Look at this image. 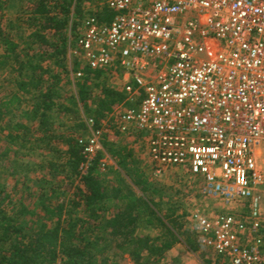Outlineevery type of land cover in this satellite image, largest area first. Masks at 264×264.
Masks as SVG:
<instances>
[{"label": "built area", "instance_id": "built-area-1", "mask_svg": "<svg viewBox=\"0 0 264 264\" xmlns=\"http://www.w3.org/2000/svg\"><path fill=\"white\" fill-rule=\"evenodd\" d=\"M104 6L108 22L93 14ZM83 10L74 50L118 77L117 128L140 134L156 169L180 168L208 196L247 203L239 214L191 213L198 242L229 264H264V0H88ZM85 122L83 171L104 128Z\"/></svg>", "mask_w": 264, "mask_h": 264}, {"label": "trees", "instance_id": "trees-1", "mask_svg": "<svg viewBox=\"0 0 264 264\" xmlns=\"http://www.w3.org/2000/svg\"><path fill=\"white\" fill-rule=\"evenodd\" d=\"M86 1L88 0H28L24 13L21 12L14 23L9 21L10 29L15 27V23L29 27L26 37L30 43L27 49L31 45L33 50L31 55L25 52L26 60H20L18 44L12 39L10 32H5L0 27V46L3 49L0 66L10 64L15 69L12 63H18L21 70L28 64L25 69L29 70L24 78L15 81L16 91L10 98L0 99V124L5 116L15 115L24 99L21 96L25 95V100L30 101L28 119L35 122L37 129L42 132L39 140L46 144L49 139L66 144L64 161L50 160V172L55 175L62 173L72 182L77 180L70 199L62 198L56 187H50L51 201L42 207L44 216L50 214V220L39 223H35V219L25 222L20 212L6 213L1 206L4 189L0 184V264H43L45 261L55 260L57 256L65 264H98L97 255H103L107 251V242L111 239L120 240L118 245L128 249L136 264H140L141 259L149 261L150 257L154 258L153 264L159 262L163 251L180 241L177 235L183 237L185 245L191 251H196L199 247L197 238L183 229L179 216H173V210H168L166 214L161 213L160 202L156 199L160 200L162 193L147 184L143 173L130 160L131 153H127L125 149L110 148L112 157L117 158L118 167L132 177L142 193H149L150 197L137 194L130 186L109 184L100 169V154L83 171L81 166L85 157L83 146L78 141L82 136L54 134L50 112L56 107L68 112L69 108L56 100V84L51 77L57 80L59 74L50 76L47 65L56 63L59 67H66L63 64L67 51L65 31L69 26L75 31L78 23L76 19L83 16ZM93 14L98 21L108 22L113 13L104 6ZM71 15L75 17L73 22L70 20ZM83 71V76L77 77L78 90L81 103L87 111L89 100L85 86L89 79L99 78L102 72L90 70L87 66H84ZM122 99L121 91L102 87L101 96L93 102L95 123L98 125L101 118L112 112L114 105ZM21 129L27 132L22 133ZM0 132H6L3 140L11 144L24 140L29 130L21 122L8 118L5 126L0 125ZM120 169L115 170L117 176L122 175ZM52 199L57 202L50 204ZM140 226L162 228L164 232L160 235L163 236L161 241L156 242L155 238L136 235L134 231ZM99 240L104 244L99 243ZM208 263L210 262L205 260L204 264Z\"/></svg>", "mask_w": 264, "mask_h": 264}, {"label": "rangeland", "instance_id": "rangeland-1", "mask_svg": "<svg viewBox=\"0 0 264 264\" xmlns=\"http://www.w3.org/2000/svg\"><path fill=\"white\" fill-rule=\"evenodd\" d=\"M20 3H22V7H20ZM27 4L28 0H12V4L7 9H3V4L1 5L0 3V27L5 32H10L12 39L17 42V50L21 53L20 60L27 59L25 52L29 55L32 54L33 46L30 45V48L27 49L30 43L26 37L29 27L26 24L17 25L15 23V27L10 29L9 21L18 7L24 13L23 10ZM70 20L73 22L75 17L71 15ZM65 35L67 37V51L63 64L66 67H59L56 63L47 65L50 76H53L54 73L59 74L57 80L51 77V80L56 84L55 90L58 94L56 100L59 104L69 108L68 112L61 111L59 107L54 108L50 112L53 131L57 136H82L86 138L90 135V130L86 126L85 121L94 117L93 102H96L101 96L102 87L119 91L118 77L115 72L108 70L102 72L97 79H89L85 86L89 100V109L86 111L79 98L78 78L74 76V72H84L83 68L86 65L74 50V31L71 26L66 29ZM27 65L21 70L18 63H12L15 69L11 68L10 64L5 67L0 66V99L9 98L11 93L16 91L14 81L25 77L27 71H29L25 69L28 67ZM89 76L91 77L92 75ZM22 97L24 99L22 98V104L16 110L15 115L13 117L10 114L5 116L0 124L2 127L5 126L7 119L11 118L13 121L21 122L29 130L28 135L23 138L24 140H17L11 144L3 140L6 132H0V184L4 189L1 206L9 214L20 212L21 218L25 222L35 219V223H39L50 220V214L44 216V209H42V207L48 205L47 202L51 201L50 187H56L62 198L70 199L77 185V180L72 182L62 173L55 175L50 172V167H48L50 160L64 161L66 144L63 142L57 143L55 140L50 141V139L49 143L46 144L44 141L39 140L42 132L37 129L35 122H30L28 119L30 101L25 100V95ZM110 113L105 118H101L100 124L104 127L103 149L99 159L100 162L105 164V168L100 169L102 174L108 179L109 184L130 186L137 194L150 197L149 193H142L140 187L134 184L132 177L118 167L117 158L112 157L110 153V148L115 150L125 149L127 153H131L132 157L130 160L135 162L136 168L143 173L147 184L151 188L154 187L161 191L163 197L160 200L156 199L157 202H160L159 209L161 213L166 214L168 210H173V216H179L183 229L188 230L195 238H197V232L195 224L190 218L191 213L201 211L205 214L214 215L219 212L239 214L246 211V202L225 203L218 198L208 196L204 192L202 181L198 176L189 174L180 168L156 169L148 158L144 141L140 134L131 130L120 131L117 128L116 119ZM81 122L83 125H80ZM25 131V129H21L22 133ZM2 153H5L4 156H2ZM116 169H120L122 172L121 176L115 174ZM117 180L118 182H116ZM256 194L260 200L259 206L263 222L262 237L264 239V184L256 189ZM56 202L55 199H52L50 204H55ZM85 227L87 228V225ZM91 228L93 227L91 226ZM163 232L162 228L143 226L137 227L134 231L136 235L155 238L156 242L161 241L160 239L163 236L160 235ZM177 236L180 241L163 251L159 262L155 264H204L205 260L210 262L208 264H228L225 259L215 256L210 249L202 246L199 242L198 249L191 251L185 245L183 237ZM98 242L103 243L102 240ZM119 242L120 240L116 241L115 239L107 242V251L103 255H97L98 264H136L128 249L125 246H119ZM59 259V256L55 258V260ZM153 260L154 258L150 257L149 261L141 259L140 262L153 264ZM49 263V261H45L43 264Z\"/></svg>", "mask_w": 264, "mask_h": 264}, {"label": "crops", "instance_id": "crops-1", "mask_svg": "<svg viewBox=\"0 0 264 264\" xmlns=\"http://www.w3.org/2000/svg\"><path fill=\"white\" fill-rule=\"evenodd\" d=\"M1 5L3 4L2 8L3 9H7L9 7V5L12 4V0H3V1H0ZM20 7H22V3H20ZM18 9L19 7L16 9L15 13L12 14V16L10 17V21L12 23L15 22V19L17 18V16H19V14L21 13L20 9H19V12H18ZM2 55H3V49L2 47L0 46V61L2 59ZM4 79H7V78H4ZM14 87H15V81H14ZM16 90V88H15ZM12 94V93H11ZM19 94V93H18ZM21 96V94H19ZM11 96V95H10ZM22 97V96H21ZM10 98V97H9ZM9 98H5L3 100H6V99H9ZM214 254V253H213ZM215 255V254H214ZM216 256V255H215ZM218 257V256H217Z\"/></svg>", "mask_w": 264, "mask_h": 264}]
</instances>
